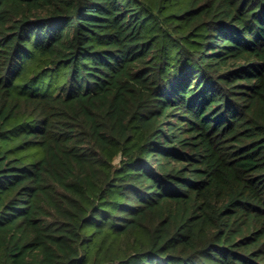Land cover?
<instances>
[{"label":"trees","instance_id":"obj_1","mask_svg":"<svg viewBox=\"0 0 264 264\" xmlns=\"http://www.w3.org/2000/svg\"><path fill=\"white\" fill-rule=\"evenodd\" d=\"M0 264H264V0H0Z\"/></svg>","mask_w":264,"mask_h":264}]
</instances>
